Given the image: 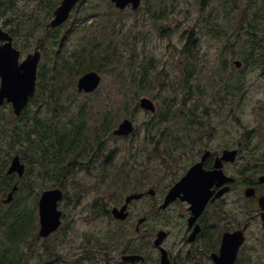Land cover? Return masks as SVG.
I'll list each match as a JSON object with an SVG mask.
<instances>
[{
	"label": "flooded vegetation",
	"instance_id": "af4514ba",
	"mask_svg": "<svg viewBox=\"0 0 264 264\" xmlns=\"http://www.w3.org/2000/svg\"><path fill=\"white\" fill-rule=\"evenodd\" d=\"M62 1L0 0V30L12 46L20 54L40 52L35 95L45 81L44 52L59 57L53 64L58 67L56 78L72 72L69 57L61 54L68 52L64 47L72 35L69 19L74 13L83 7L88 18L100 17L101 3L122 11L111 0H80L64 23L52 27ZM141 4L135 10L129 7L131 12L144 11ZM225 14L226 27L215 26L212 34L216 40L226 39V52H185L189 40L195 47L197 41L193 29L185 30L176 52L179 72L168 70L167 60L159 63L150 57L135 66L134 58L128 74L118 72L120 83H107L98 73L99 86L80 92L87 100L96 99L97 112H89V104L85 113L63 123L55 99L34 95L17 117V156L25 168L21 179L33 165L41 188L37 203L44 191L59 184L76 186L74 203L94 195L89 212L102 219L108 235L100 245L84 246L89 264H264V3L229 0ZM101 27L105 24L98 23L97 30ZM166 31L162 27L160 33ZM86 32L83 53L89 57L99 43L86 38ZM239 42L240 52H232ZM116 55L103 54L101 64L118 69ZM251 72H258L257 93L262 95L252 104ZM141 99L151 101L154 111L140 107ZM36 100H46L52 111L30 113ZM121 102L124 111L125 103L132 105L122 120V110L114 107ZM249 107L253 125L244 121ZM1 109L12 112L7 103ZM26 117L31 119L28 124ZM123 120L133 130L117 135Z\"/></svg>",
	"mask_w": 264,
	"mask_h": 264
},
{
	"label": "rangeland",
	"instance_id": "374dc122",
	"mask_svg": "<svg viewBox=\"0 0 264 264\" xmlns=\"http://www.w3.org/2000/svg\"><path fill=\"white\" fill-rule=\"evenodd\" d=\"M228 1L205 0L201 6L200 0H142L141 6L144 7V11L142 12H131L129 7L126 10L117 11L108 4L104 5L101 3V16L97 18H88L87 12H82V7L69 19L73 31L64 47L68 52H62L61 54V57H69V66L72 72L67 75H61L53 80L50 79L49 71L53 67V59L50 53L44 52L41 60L43 61L44 79L45 81L47 80L48 86L53 87V90L50 87H40L37 93L40 98L55 99L56 112L60 115L61 122L65 123L68 122L69 118H73L75 114L85 113L86 106L89 104L92 105L89 112H97L96 105L93 103L96 99L87 100L84 95L76 91V81L79 75L75 76V67L89 68L91 66L90 68H93V71L96 70L95 72L102 75V78L104 77L103 81L105 80L107 83H120L122 78L118 77V72L120 74H128L134 58H136L134 65L137 66L143 60L152 57L153 60L155 59L159 63L167 60L168 63H165L164 66L168 65V70L177 73L180 69L177 67L175 60L176 52H179L183 46L182 33L189 29L194 30L197 40L193 52H226L222 50L226 46V39L216 40L212 31L215 26L226 27L225 10ZM255 1L259 3V6H262L264 3V0ZM106 12L111 13V15ZM110 21L112 23L111 26H109ZM98 23L105 24V28L101 27V30L98 31ZM78 26L86 28L85 37H89L90 39L96 38L99 47L93 48L92 52L94 53L87 57L86 61L79 60L75 64L71 55L76 49L87 42L83 38V29L78 28ZM162 27L167 29L166 33H160ZM135 35L137 38L134 37ZM17 43L25 48L26 44L22 40H18ZM240 44L241 42L234 47L232 52H240ZM106 47L111 48L109 52H107L108 49L104 50ZM141 52H145V56H142ZM171 52L173 53V57L170 56ZM29 53L31 52H21L20 61ZM114 53H117L114 64L119 65V68L116 70L113 68L108 69L105 65L101 64L104 61L102 59L103 54L112 55ZM133 54H136V56L133 57ZM108 61H112V59L108 57ZM159 63L154 62L153 65L157 67ZM197 63L199 62H194L193 64ZM69 78L71 80L75 79L72 87H68ZM250 81L251 87L248 97L252 104L254 99L260 96L257 93L260 89L258 72H251ZM166 82L168 81L166 80ZM195 83L196 80L194 79ZM103 94L106 95L105 92ZM45 101L42 104L32 105L30 113L41 109L43 113L49 114L52 110L47 109L48 105ZM121 104L122 102L114 107L118 111H121L123 109ZM125 104L127 109L125 111L122 110L123 113H121L120 120L124 118L125 114L132 107L131 104ZM103 105L107 106V104ZM62 106H66L68 111L63 112ZM249 110V114L244 117V121L253 125L254 117L250 115L252 109L249 107ZM0 115L5 118L9 116L14 119L12 112L8 109H1ZM140 119L141 117L138 116V122ZM12 123L20 126L17 121L13 120ZM17 149L16 147L13 150V155ZM7 152V147H1L0 158H6ZM63 189L65 197L60 201L58 207L63 214L61 226L57 232L46 239H38L33 251L29 254V262L31 264H69L67 261L71 264H89L85 261L87 254H85L84 246L88 243H92L94 246L100 245L102 240H105L104 236L108 235L106 234L107 227L104 226L102 219L89 212L91 211L90 202L94 195L83 193L87 197L80 198L79 203H74L75 198L72 195L76 193V186L67 183ZM40 190L41 188L36 187L32 195L38 197ZM38 228L39 224L37 232ZM93 255H96L97 258L100 257L96 252ZM57 257L59 258L57 259ZM95 264L103 263L97 262ZM256 264L260 263L256 262Z\"/></svg>",
	"mask_w": 264,
	"mask_h": 264
},
{
	"label": "water",
	"instance_id": "95a60500",
	"mask_svg": "<svg viewBox=\"0 0 264 264\" xmlns=\"http://www.w3.org/2000/svg\"><path fill=\"white\" fill-rule=\"evenodd\" d=\"M80 0H63L60 6L54 12V19L51 21V26L55 27L64 23L71 9ZM114 6L123 10L130 6L132 10L138 8L140 0H111ZM0 41L5 43L0 46L4 50L3 58L0 59V105L3 103L10 104L13 109V114L18 117L28 103L29 99L34 96L36 89V73L40 60V52L36 51L28 54L20 61V52L16 50L11 43L9 35L0 30ZM101 77L95 71H89L81 75L76 83L78 92H92L100 83ZM140 107L154 111V106L151 101L141 99ZM133 130L132 123L129 120H123L115 134H129ZM25 172L24 166L20 163L19 157L14 156L9 164L6 174H16L19 178ZM177 187L175 188V190ZM17 190V185H14L6 198L2 200L3 204H9L13 200V194ZM63 192L56 188L44 191L38 199V238L44 239L56 232L61 225L62 213L58 209V202L62 199ZM204 203V202H203ZM117 210H113L115 215Z\"/></svg>",
	"mask_w": 264,
	"mask_h": 264
},
{
	"label": "trees",
	"instance_id": "16d2710c",
	"mask_svg": "<svg viewBox=\"0 0 264 264\" xmlns=\"http://www.w3.org/2000/svg\"><path fill=\"white\" fill-rule=\"evenodd\" d=\"M0 6V12H1ZM78 28L86 29L82 26ZM195 45L191 40L187 42L185 52H193ZM73 60L76 63L79 60L86 61L87 53L83 46L76 49ZM52 56L53 64L59 61V57L54 52H48ZM64 69L66 68V60L63 61ZM80 67L74 69L75 76L81 75L82 73L92 70L93 68ZM58 67H52L49 71L50 79H56V72ZM75 79H68V86L72 87ZM42 84V88H48L45 81L39 83ZM53 90V87H50ZM39 98V95H35ZM38 100L33 101V104H39ZM62 111H68L66 106H62ZM110 110H107L109 112ZM30 112V110H29ZM8 118V117H7ZM5 118L0 115V149L1 147H7V157L0 158V264H31L29 262L31 252L34 249L35 243L38 241L37 237V197L33 196L32 193L37 187L38 183L35 181L36 175L34 174L33 165L30 166L29 172L24 179L15 180L12 176L6 175V169L12 158L13 150L21 144V131L20 126L13 124L12 121H18V119ZM21 120V118H19ZM31 119L26 117L24 122L29 123ZM35 130L38 128L36 122H33ZM20 149L16 150V154H20ZM30 154H33L31 152ZM18 183V189L13 194V200L9 204H3L2 200L6 198L8 193L13 188L14 184ZM60 188H64V185L59 184ZM48 251V249H46ZM49 253V252H47ZM59 257H57L58 259ZM67 263L71 264L67 261Z\"/></svg>",
	"mask_w": 264,
	"mask_h": 264
},
{
	"label": "snow or ice",
	"instance_id": "6c2138e0",
	"mask_svg": "<svg viewBox=\"0 0 264 264\" xmlns=\"http://www.w3.org/2000/svg\"><path fill=\"white\" fill-rule=\"evenodd\" d=\"M3 55H4V50L3 49H0V59L3 58Z\"/></svg>",
	"mask_w": 264,
	"mask_h": 264
}]
</instances>
